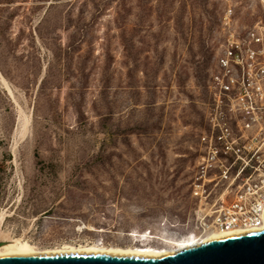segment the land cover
<instances>
[{"label": "rangeland", "instance_id": "374dc122", "mask_svg": "<svg viewBox=\"0 0 264 264\" xmlns=\"http://www.w3.org/2000/svg\"><path fill=\"white\" fill-rule=\"evenodd\" d=\"M228 14L264 25V0H0V232L40 248L205 234L196 211L225 186L200 203L190 184Z\"/></svg>", "mask_w": 264, "mask_h": 264}, {"label": "built area", "instance_id": "2783aa9c", "mask_svg": "<svg viewBox=\"0 0 264 264\" xmlns=\"http://www.w3.org/2000/svg\"><path fill=\"white\" fill-rule=\"evenodd\" d=\"M229 15L221 22L190 184V195L200 203L213 187L225 186L212 204L196 211L204 232L264 226V25L237 29Z\"/></svg>", "mask_w": 264, "mask_h": 264}, {"label": "water", "instance_id": "95a60500", "mask_svg": "<svg viewBox=\"0 0 264 264\" xmlns=\"http://www.w3.org/2000/svg\"><path fill=\"white\" fill-rule=\"evenodd\" d=\"M0 264H264V229L211 239L158 255L55 253L0 257Z\"/></svg>", "mask_w": 264, "mask_h": 264}, {"label": "bare ground", "instance_id": "6f19581e", "mask_svg": "<svg viewBox=\"0 0 264 264\" xmlns=\"http://www.w3.org/2000/svg\"><path fill=\"white\" fill-rule=\"evenodd\" d=\"M1 220V219H0ZM263 227L254 229L234 228L227 231L210 230L205 231L200 236H196L194 233H190L186 236L180 237L179 239L162 241L166 244L172 245L164 247H155L148 244L140 245H129V246H117V245H104L101 243L87 242L82 244H70L64 243L60 246L51 248H40L34 243H31L21 238H9L6 234L0 232V257L2 256H13V255H28V254H55V253H111V254H122V255H149L158 256L168 254L176 250L194 246L211 239H217L224 236L233 234H239L251 231H261ZM136 236V234H132ZM140 241H148L152 236L146 231L139 233ZM169 239V238H168Z\"/></svg>", "mask_w": 264, "mask_h": 264}]
</instances>
